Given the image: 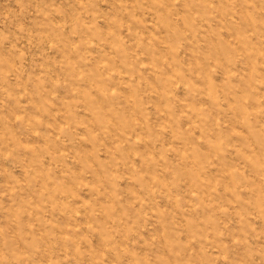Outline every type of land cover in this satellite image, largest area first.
I'll return each instance as SVG.
<instances>
[{"label":"rangeland","instance_id":"1","mask_svg":"<svg viewBox=\"0 0 264 264\" xmlns=\"http://www.w3.org/2000/svg\"><path fill=\"white\" fill-rule=\"evenodd\" d=\"M0 264H264V0H0Z\"/></svg>","mask_w":264,"mask_h":264}]
</instances>
